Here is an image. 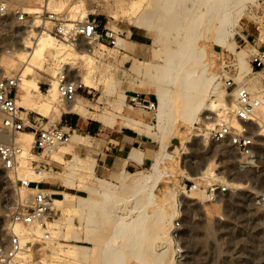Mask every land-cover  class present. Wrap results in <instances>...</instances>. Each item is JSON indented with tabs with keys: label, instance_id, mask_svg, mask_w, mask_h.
Segmentation results:
<instances>
[{
	"label": "rangeland",
	"instance_id": "1",
	"mask_svg": "<svg viewBox=\"0 0 264 264\" xmlns=\"http://www.w3.org/2000/svg\"><path fill=\"white\" fill-rule=\"evenodd\" d=\"M10 1L13 5L22 4L24 11L27 12L28 7H44V0ZM113 1L66 0L65 8L57 12L65 15L70 21H80L76 20L80 10L74 9L73 6L83 2L86 6V16L95 17L99 20L102 29L112 30L117 37V40H113L111 44L104 42L94 44L79 40L75 45L76 50L90 47L92 54L84 57L74 56L66 65L67 69L87 84V87L78 95L79 106L73 111L81 113L83 118L88 116L98 119L104 124L98 122L105 131L130 127L136 132H142L141 127L146 129L149 124L154 126L155 110L129 108L126 95L139 93L142 96L151 97L155 101L156 108V96L148 92L146 77L154 71L157 76H160L163 89L168 90L173 86H168L167 80L182 71L184 65L197 64L198 59L204 55H207L209 71L221 74L216 83L217 93L223 94L224 98L228 99L232 90L225 87L224 80L232 77L235 82L241 83L237 79L240 71L236 52L244 49L247 52L245 61L250 65L253 43L258 37L259 28L264 25V0L247 2L241 18L233 29V34L227 39L231 46L219 52L220 46L212 45L204 39L189 43L187 32L190 28L191 10L198 0H166V2L163 0H115V4ZM167 5L170 6L168 11ZM48 10L53 11L49 7ZM71 15H73L72 18ZM146 21L150 25L149 28L145 26ZM38 23L37 28L40 27L41 22L38 21ZM28 29L26 23L17 22L11 16L0 17V76L22 72L24 63L15 58L14 50L21 47V44L23 47V40L19 37L15 38L14 34L17 30L28 31ZM21 35L25 36L26 33ZM155 40L158 42L156 43ZM203 46L205 54H202ZM11 49L14 55L10 52ZM167 60L172 66L166 64ZM45 65L50 68L54 66V60L50 54L45 60ZM197 68H199L198 65L195 70ZM251 77L262 84L257 73ZM36 78L41 90L46 92L52 79L50 74L41 70L36 73ZM210 98L215 99L214 96ZM19 104L25 108L21 101ZM55 108L57 110L55 115H40L45 117L43 119L49 120V123L43 127L52 125L60 112L76 114L73 111L67 112L66 104L59 97L55 102ZM24 111L38 113L31 110ZM221 111L222 116L225 117L228 110L221 109ZM25 114L21 115L25 116ZM207 115L213 114L207 111L203 117ZM128 116H144L146 123L132 124ZM203 117L201 116L192 125L182 122L174 128L170 148L177 144L173 143L174 140L183 141L186 138V142L181 149L182 153L178 162L172 164L171 175L166 178V181H162L156 190V197L163 199L178 186H183L187 180H194L188 177L205 167L212 168L220 178L214 176L198 180L200 186L206 187L215 179L225 180L230 185V192L216 202L206 201L201 197V192L188 190L186 197H182L181 200H175L174 203L171 200L172 204L165 209L167 214L174 212L173 224L170 226L169 252L160 257L152 253L144 264H264V202L261 200V196L264 195V135L259 134L260 131L255 129L259 126L253 123L252 129L256 135L255 145L247 151H237L232 147L212 142L209 138L211 120ZM77 132L83 134L79 144H72L71 134L69 141L59 145L58 148V150L64 149L70 152L71 155L63 154L62 158L57 152H52L36 157L29 153L26 157L29 166L34 167L33 160L43 161L51 165L58 175L63 173L71 163L76 167L69 185L71 187L65 190L72 194L68 197L64 194L67 199L64 204L56 199L57 207L52 209V214L47 219L50 225L46 230L50 231L51 235L60 232L64 238L54 235L55 238L52 241L48 240L44 244L49 249H56L63 253L68 262H48L47 264H103V258L100 256L101 249L104 248L106 239L113 236L115 227L117 228L119 222L123 220L125 207L128 206L130 211L139 205L138 198L129 202L133 181L150 169L161 142L152 128L146 135V143L152 149L150 161H146L144 165L134 170L124 171L122 166L117 171L108 170L101 174L95 169V152L93 151L96 147H101L97 144L100 143L97 139L100 136H89L81 130ZM22 133L16 136L21 137ZM26 148L29 152L30 146L26 145ZM142 154L143 151L140 155ZM13 174L0 168V229H4L3 234L6 232L5 228L12 223L10 213L15 204L33 193V189L20 188L17 180L23 177L17 178ZM99 182L106 184L112 190L105 209L95 207L89 211V208L82 206L81 210L72 215L70 228L62 225L66 213L63 208L70 206L79 209V204L90 191L100 190ZM172 182L173 186L170 185ZM48 184L53 186L52 182ZM93 197L101 199L98 194H94ZM53 198H62V195L55 194ZM176 220L180 221L181 228L177 230V236L174 237L172 229ZM133 222L132 220L130 223ZM3 234L0 235V240L10 233ZM84 236L93 238L97 242V247L87 244ZM122 240V237H118L114 244L124 243L125 241L122 242ZM26 244L31 245L29 242ZM70 244L82 245L84 248H70ZM176 246L181 248V253L178 254ZM123 250L125 263L137 264L133 256L129 257L130 251L128 252L129 248L125 244ZM40 253V250L35 251V255Z\"/></svg>",
	"mask_w": 264,
	"mask_h": 264
},
{
	"label": "bare ground",
	"instance_id": "2",
	"mask_svg": "<svg viewBox=\"0 0 264 264\" xmlns=\"http://www.w3.org/2000/svg\"><path fill=\"white\" fill-rule=\"evenodd\" d=\"M163 1L166 2V0ZM251 1L253 0H198L191 10L192 15L189 22L190 28L187 32L189 43H196L198 39H204L212 45L216 44L220 46L219 52H221L223 48H229L231 45L228 44L227 39L233 34V29L241 18L246 3ZM114 2L116 1L114 0L113 3ZM66 5V0H44V8L48 9L49 7L54 12L63 10ZM73 7H75L74 9L78 8L80 10L76 20H83L86 16L85 4L80 2ZM40 9L41 8L37 6L28 7V13H31L30 11L39 12ZM166 10H170L169 5H167ZM70 17L72 18L73 15ZM67 20L70 21V19ZM38 21L39 20H34L33 27H38ZM145 26L147 28L150 27L147 21L145 22ZM25 36L18 34L17 37L23 40V47L21 44V47L14 50L15 52L12 51V53H15V58L24 63L22 68V80L20 82L21 85L19 84V98L17 99V104L20 105L19 102L21 101L26 108H24L25 110L37 111L44 115H55V112L57 111L55 108V102L58 99L59 75L63 73L64 76H68L71 80H80L82 82L78 75L72 73L66 68V65L70 63L69 60L74 56H90L92 54V49L88 47L86 49L76 50L74 42H59V40L55 39L52 35L47 32L43 33L41 30L37 35L29 33ZM116 40L117 37L115 38V41ZM155 42L157 43L158 40H155ZM205 52V47L203 46L202 54H205ZM49 54L54 60V66L51 68L45 65V60ZM246 55L247 52L244 49L236 52L240 71L237 79H239L242 85H244V87H246L253 95L258 96L261 93L263 86L256 79L251 77V75L256 72L253 71L251 64L249 65L246 63ZM168 62L169 61L167 60L166 64L168 66L171 65ZM197 65L199 68L195 70ZM183 68L182 71L166 81L168 86H173L168 90L163 89L161 83L162 80L159 75L157 76L156 73H154V71L146 77L148 78V92L154 94L157 100L155 108V124L154 126L149 124L146 129L145 127H141L143 128V131L137 132L146 136L153 128L154 133L158 134L161 142L156 157L151 162L150 169L133 181L134 185L133 190L130 193L129 202L138 198L140 200L139 205L130 211L128 206L125 207L123 220L119 222L120 224H118L119 226L117 225V228L115 227L113 236L106 239L107 241L104 244V248L101 246L103 249H101L100 256L103 258V264H126L125 252L123 253L124 244L129 248V257L130 255L131 258L133 256V258L136 259L137 264H144L152 253L155 254L156 257L167 255L169 252L170 226L173 224L174 212L167 214L165 209L172 204L171 200H173L174 203L175 200H181L182 197H186V191L183 186H178V184V187L174 191L169 192V194H166L163 199H158L156 197V190L159 188L160 183L166 181V178L171 175L172 164L178 162L180 154L182 153L181 149L186 142V138L183 141H178L177 139V144L173 146V148H170L171 134L174 128L178 127L180 123L183 122L192 125L197 122L201 116L203 117L204 113L207 111H209V114L211 113L213 115H207L203 118L211 120L209 126L212 130L215 125L219 121L224 120L226 115L233 109L234 93L232 91L229 94L228 99H225L223 94L217 93L216 83L221 74H215L214 71L213 73L209 71L207 55L199 58L197 64L192 63L191 66L184 65ZM41 70L48 72L52 78L50 86L46 92L41 90L39 81L36 78V73ZM154 75H156V77ZM82 84L87 87L86 83L82 82ZM78 95L72 102L65 103L68 112H72L79 106ZM210 96H214L215 99L211 100ZM221 109L228 110L225 117L222 116ZM25 113L26 111L22 110L21 114ZM257 115L259 127L255 126V129L260 131L259 134L264 135V107H259ZM128 120L132 124L137 125L140 122H145L144 116H128ZM141 128L138 129L141 130ZM19 133H22L21 137L16 136L17 133L12 137L7 138L9 142L19 148L13 176L17 178L23 177L33 181L44 180L49 176H60L64 181V185L69 186L76 170L75 164H69L60 175L51 172L53 170L48 163H46L48 164V166H46V170L48 171L44 169L38 170L36 167L29 166L26 159L28 156L27 154L31 153V156H35L31 151L33 133L31 134L25 131ZM82 136V133H78L77 130L74 129L72 132V144H79ZM26 145L30 146L29 152L27 151ZM59 147L60 146H57L49 153L58 152ZM133 151H139L141 153V150L134 149ZM139 152L138 154H135V156L138 155L137 158L140 155ZM135 156L132 155L130 157L133 158ZM214 176L218 179L220 178L212 168L205 167L196 174L190 175L188 179L202 180ZM222 182L227 183L225 180ZM98 185L100 190L94 192L90 191L88 196L79 204V209L70 206L63 208L66 213L62 225L70 228L72 225V215L81 210L82 206L89 208V211L95 207H102L105 209V205L111 196L112 190L102 182H99ZM170 185L173 186V182ZM197 192H201V197L206 199L207 196L203 190ZM94 194H98L101 199L94 198ZM55 201L56 199L52 197L50 204L52 209L57 207ZM131 219L134 221L133 223H130L132 221ZM49 225V222H47V226ZM3 230L0 229V235L3 234ZM5 230L6 232L3 235L13 232L20 238L21 243L25 244V248L19 256L18 264L68 262V259L65 258L63 253L58 252L56 249H49L44 245L46 241H52L55 238L54 235H59L64 238L60 232L51 235V232L47 230L50 236L48 239H43L44 229L34 225L26 227L16 222H12L5 228ZM172 232H176V230L172 229ZM118 237H122L125 242L122 244H114V241L118 239ZM84 241L87 242V244L92 245V247L94 246V248L97 247V242L91 237H85ZM26 242L31 243V245H27ZM69 246L74 249L84 248V246L76 244H70ZM37 250H40L41 253L35 255V251Z\"/></svg>",
	"mask_w": 264,
	"mask_h": 264
},
{
	"label": "built area",
	"instance_id": "3",
	"mask_svg": "<svg viewBox=\"0 0 264 264\" xmlns=\"http://www.w3.org/2000/svg\"><path fill=\"white\" fill-rule=\"evenodd\" d=\"M13 17L17 22L26 23L28 31L17 30L18 34L32 33L37 35L41 32L52 35L55 39L64 42L76 43L85 40L89 43L104 42L111 44L116 36L108 28H101L99 20L95 17L86 16L80 21H68L62 13L50 11L41 7L39 12L28 13L23 11L22 4L13 5L10 0H0V17ZM34 20H39L40 27H33ZM258 43V44H257ZM11 49L10 52H12ZM9 52V51H8ZM250 64L262 81V91L258 96L253 95L244 85L235 82L232 77L224 80L226 88L231 89L233 96V109L226 115L224 120L219 121L210 130V140L219 145L232 147L237 151H247L255 145L256 135L253 132L252 124H258L257 111L264 107V25L258 30V37L255 38L250 56ZM58 83V97L63 103L72 102L86 87L80 80H71L61 73ZM22 80V72L18 71L7 76H0V168L5 172L12 173L19 148L7 140L15 134L31 129L33 133L32 153L39 157L49 153L57 146L68 142L73 130L66 131L57 125L43 127L39 121H30L27 112L21 115L22 106L17 104L19 84ZM127 105L131 109H142L154 111L155 101L151 97L142 96L139 93L128 94ZM41 117L40 115H38ZM6 138V140H5ZM38 170H46L48 164L43 161H32ZM43 180L33 181L25 178H18L17 185L22 189H33V193L26 196L25 200H19L11 211V221L20 223L23 226H37L44 229V238H49L47 219L52 213L51 201L55 195L49 189L41 187ZM185 191L203 190L206 193V201L216 202L230 192V186L220 180H213L206 187H201L197 179L187 180L183 183ZM264 202V195L261 196ZM181 228L180 221H175L173 236H177V230ZM25 244L15 233L8 234L0 240V264H18L19 256L23 252ZM176 251L182 252L176 246Z\"/></svg>",
	"mask_w": 264,
	"mask_h": 264
},
{
	"label": "crops",
	"instance_id": "4",
	"mask_svg": "<svg viewBox=\"0 0 264 264\" xmlns=\"http://www.w3.org/2000/svg\"><path fill=\"white\" fill-rule=\"evenodd\" d=\"M68 112V111H67ZM93 112V111H89ZM76 114L63 112L56 116L52 125H57L59 127L64 128L66 131L69 130H81L89 136H100L98 137V141L101 147H96L93 151L95 152V169L99 171V173L103 174L111 171H117L122 166L124 171L134 170L138 167H141L146 163V161H150V155L152 153V149L150 145L146 143V136L144 134H140L136 132L134 129L130 127H119L114 128L109 131H105L104 128L98 123L101 121L92 117V119L83 118L81 113L74 111ZM38 115L42 114H28V119L30 121H39L41 126L49 123V120H45V117H39ZM104 125V124H103ZM28 133L32 134L31 129H27ZM73 132V131H72ZM72 134V133H71ZM141 150L143 151L142 155L135 156L139 151L133 150ZM133 153H132V152ZM58 155L60 157L63 154H70V152H66L64 150H58ZM140 153V152H139ZM135 156L130 157V156ZM129 155V156H128ZM63 158V157H62ZM136 158V159H135ZM54 172V168L52 167ZM62 178H57L56 176H49L48 178L42 181L41 187L45 189H49L55 194L62 195V198H54L61 200L62 204L67 202L66 197L70 194L65 190L70 188L71 186H65L64 181L62 183ZM52 182L53 186H49L48 183ZM64 194H67L65 197Z\"/></svg>",
	"mask_w": 264,
	"mask_h": 264
},
{
	"label": "water",
	"instance_id": "5",
	"mask_svg": "<svg viewBox=\"0 0 264 264\" xmlns=\"http://www.w3.org/2000/svg\"><path fill=\"white\" fill-rule=\"evenodd\" d=\"M173 143H177V140H174Z\"/></svg>",
	"mask_w": 264,
	"mask_h": 264
}]
</instances>
